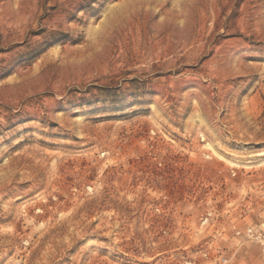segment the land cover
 I'll list each match as a JSON object with an SVG mask.
<instances>
[{
	"label": "rangeland",
	"instance_id": "1",
	"mask_svg": "<svg viewBox=\"0 0 264 264\" xmlns=\"http://www.w3.org/2000/svg\"><path fill=\"white\" fill-rule=\"evenodd\" d=\"M0 264H264V0H0Z\"/></svg>",
	"mask_w": 264,
	"mask_h": 264
},
{
	"label": "built area",
	"instance_id": "2",
	"mask_svg": "<svg viewBox=\"0 0 264 264\" xmlns=\"http://www.w3.org/2000/svg\"><path fill=\"white\" fill-rule=\"evenodd\" d=\"M249 231H250V233L253 234V235L255 234V235H257L258 237L260 236V234H258V233H256V232L252 231V229H249Z\"/></svg>",
	"mask_w": 264,
	"mask_h": 264
}]
</instances>
